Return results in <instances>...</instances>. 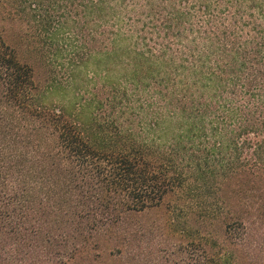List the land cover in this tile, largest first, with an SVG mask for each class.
<instances>
[{"label":"trees","instance_id":"1","mask_svg":"<svg viewBox=\"0 0 264 264\" xmlns=\"http://www.w3.org/2000/svg\"><path fill=\"white\" fill-rule=\"evenodd\" d=\"M0 264H264V0H0Z\"/></svg>","mask_w":264,"mask_h":264},{"label":"rangeland","instance_id":"2","mask_svg":"<svg viewBox=\"0 0 264 264\" xmlns=\"http://www.w3.org/2000/svg\"><path fill=\"white\" fill-rule=\"evenodd\" d=\"M41 63L43 64V68L38 69V70H37V73H38L41 77L45 78V77H46V62H41ZM53 64H54L56 67H58V68L60 69L62 65H65V66H66V65L68 64V62H53ZM43 71H44L45 73H44ZM164 215H165L164 212L161 211V212H159V213L150 214V215L147 216V218H148L149 220L153 221V220H156V219L162 218Z\"/></svg>","mask_w":264,"mask_h":264}]
</instances>
